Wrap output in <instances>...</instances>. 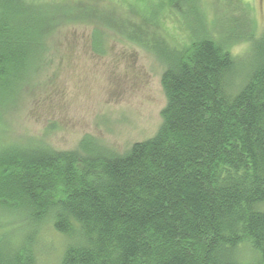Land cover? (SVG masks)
I'll use <instances>...</instances> for the list:
<instances>
[{
    "label": "trees",
    "instance_id": "obj_1",
    "mask_svg": "<svg viewBox=\"0 0 264 264\" xmlns=\"http://www.w3.org/2000/svg\"><path fill=\"white\" fill-rule=\"evenodd\" d=\"M86 10L0 0V122L55 28L101 25ZM245 36L246 61L226 38L161 42L162 123L125 153L91 135L72 150L1 137L0 212L19 223L0 229V264H39L48 222L68 239L61 264H264V30Z\"/></svg>",
    "mask_w": 264,
    "mask_h": 264
},
{
    "label": "rangeland",
    "instance_id": "obj_2",
    "mask_svg": "<svg viewBox=\"0 0 264 264\" xmlns=\"http://www.w3.org/2000/svg\"><path fill=\"white\" fill-rule=\"evenodd\" d=\"M77 1L101 25L71 21L50 33L40 57L4 107L3 140L72 150L91 135L125 153L134 143L153 137L162 123L165 65L155 54L164 51L162 44L183 50L203 37L226 38V48L246 61L252 52L245 35L264 30V0H199L196 5L167 0ZM133 38L143 39L150 48ZM9 220L2 210L0 229L17 233L18 224L12 223L19 221L8 225ZM38 235L39 264H61L66 236L50 222L40 226ZM239 251L244 263L255 258L248 245Z\"/></svg>",
    "mask_w": 264,
    "mask_h": 264
}]
</instances>
